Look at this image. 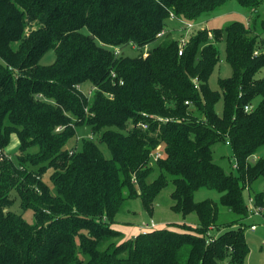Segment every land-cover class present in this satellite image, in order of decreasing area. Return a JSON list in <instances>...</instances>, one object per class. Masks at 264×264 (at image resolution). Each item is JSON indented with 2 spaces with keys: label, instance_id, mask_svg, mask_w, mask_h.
<instances>
[{
  "label": "trees",
  "instance_id": "trees-1",
  "mask_svg": "<svg viewBox=\"0 0 264 264\" xmlns=\"http://www.w3.org/2000/svg\"><path fill=\"white\" fill-rule=\"evenodd\" d=\"M227 1L0 0V264H245L246 190L264 216V188L250 192L264 178V156L252 160L264 147V19L253 29L264 0H238L254 11L251 24L195 30L182 54L181 32L150 46L171 14L195 22ZM222 40L232 75L213 89ZM51 49L55 60L42 64ZM82 126L94 137L68 147ZM219 141L229 142L235 173L215 161ZM170 181L172 209L196 212L199 225L152 228L99 248L120 234L113 224L126 200L140 196L152 213ZM201 187L218 190L237 216L219 235L209 234L219 204L196 201ZM13 193L34 223L11 210Z\"/></svg>",
  "mask_w": 264,
  "mask_h": 264
},
{
  "label": "rangeland",
  "instance_id": "rangeland-1",
  "mask_svg": "<svg viewBox=\"0 0 264 264\" xmlns=\"http://www.w3.org/2000/svg\"><path fill=\"white\" fill-rule=\"evenodd\" d=\"M255 13L253 10L244 7L241 5L238 0H228L226 3L221 5L217 10L206 13L202 15L198 20H196L194 23V28L191 30V33L195 30H198L200 28H223L229 23L233 21H241L247 23V25L251 24V19L254 17ZM264 19V3L259 7V19L256 21V24L253 26V29L255 31L259 30L258 27L261 25V20ZM180 21L174 20V19H168L167 21V27L166 32L161 36V38H158L155 42H153L150 46H155L159 44L163 37H166V35L169 33L170 36L174 37H180V32L184 33V35L189 36L190 34H186L185 31H179L182 24L180 25ZM180 25V26H179ZM179 26V28H178ZM253 31V32H255ZM220 51V60L214 69L209 83L213 89H219V79L220 78H228L232 75V67L230 63L226 59V44L225 40L219 41L217 43ZM121 49L116 48V51L120 53ZM145 48L143 49V51ZM125 54H129L132 56H136L140 53L139 50H133L131 47H125L123 49ZM56 57V53L54 49H51L46 53L42 59V64H51ZM264 76V68L257 74V77H263ZM89 84H84L82 86V89L85 91H88ZM92 94V93H91ZM261 97L256 98V100L253 102L254 105L258 104ZM218 110H222L223 108V100H221L217 105ZM84 137H94V133L91 131L89 127H78L77 128V134L74 138L70 139L68 142V147H71L72 145H79V148L82 145L83 138ZM77 142V143H76ZM19 144V139L16 135L13 136L12 143L8 147V151H10V154L16 153L17 146ZM100 147L102 148L104 154L107 157H111L110 150L108 149L107 145L104 143H100ZM264 156V147L260 148L258 152L252 156V158L255 160L258 157ZM214 159L216 162L221 164L226 172L228 173H235V158L233 156V150L230 146V144L225 141H219L214 145ZM157 176V173H153L151 175V179L155 178ZM47 177V176H46ZM261 187L264 188V178L259 179L256 183H254L252 189L250 192L253 194V191L255 189H261ZM174 190V185L170 181L169 184L162 189L158 197L155 201V208L152 213H149L143 206L142 200L140 196H136L133 198H130L126 200L122 206L120 207L116 218L115 223L113 226L120 230V234L116 237L110 238V239H104L101 243L99 248L101 250H104L107 248V246L111 242L119 243L124 240H128L131 238H134L138 233L142 232L140 231V225H142L145 222H150L152 219L156 223L157 229L159 228H165V227H171L176 228L177 224H183L187 223L190 225L197 226L199 225V217L196 212H192L188 214L187 216H183L182 213L176 212L172 209V205L174 203L171 193ZM220 196L221 193L213 188L209 187H201L195 191L194 197L196 201H202L205 199L213 200L214 202L219 204V216L217 220L218 227L220 229H212L209 231L210 235H219L222 233L226 227V223H230L232 220H235L237 216L229 211L226 207L220 204ZM13 197L16 199L14 200V203L11 206V210H13L16 213H22L23 217L30 223H34V214L33 210L31 208H28L26 210H23L21 207L20 197L13 193ZM244 199L248 206H252L250 204V193L249 190H246L244 192ZM246 224V238L250 245V252L245 260V264H264V216L262 213L260 214H253L249 218L245 220ZM255 224L256 230L252 231L250 229V226ZM209 236V235H208Z\"/></svg>",
  "mask_w": 264,
  "mask_h": 264
},
{
  "label": "built area",
  "instance_id": "built-area-1",
  "mask_svg": "<svg viewBox=\"0 0 264 264\" xmlns=\"http://www.w3.org/2000/svg\"><path fill=\"white\" fill-rule=\"evenodd\" d=\"M171 19H174L175 20L176 19L175 18V15L171 14ZM180 21H181V24H182V26L180 28V31H185L186 30V34L189 33V32L191 33V30L194 28V23L193 22H190V21H184V20H180ZM188 39H189V36L184 35V33L180 37V51H179L180 54H182L183 49H184L186 43L188 42ZM133 47L137 48V46H135V45ZM259 53H260V50L259 49L255 50V54L256 55L259 54ZM146 55H147V47H145V50H144V56H146ZM89 93L91 94L92 92L89 91ZM187 103H188V101H187ZM254 107H255V105L252 104V103H250V104H248V105L245 106V110L246 111H251V110L254 109ZM132 126H134L133 123H132ZM137 126L138 127H141L142 129H145V130L146 129H149V127H150L149 126V123L148 122H144V121L139 122L137 124ZM57 129L58 130H61L62 127H58ZM152 156H153V161H156L161 156V151L158 150ZM252 160H254V159H252ZM249 200H250V204L252 205L251 207L249 206L250 216L253 215V214H259V213L261 214L262 213V208L257 207V206L254 205V201H253V198L252 197H250ZM155 227H156V223L152 219L149 223L148 222H145L142 225H140V231H142L143 233H145L148 230H151L152 228H155ZM250 228H251V230H255L256 229V225L253 224V225H251Z\"/></svg>",
  "mask_w": 264,
  "mask_h": 264
},
{
  "label": "crops",
  "instance_id": "crops-1",
  "mask_svg": "<svg viewBox=\"0 0 264 264\" xmlns=\"http://www.w3.org/2000/svg\"><path fill=\"white\" fill-rule=\"evenodd\" d=\"M179 27V26H178ZM251 227V226H250ZM251 229V228H250ZM256 230V229H255ZM255 230H252V231H255Z\"/></svg>",
  "mask_w": 264,
  "mask_h": 264
}]
</instances>
